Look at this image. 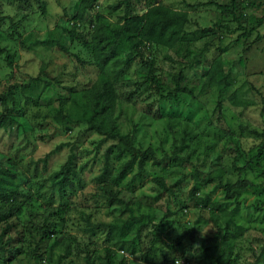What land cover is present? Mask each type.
Here are the masks:
<instances>
[{
	"label": "rangeland",
	"instance_id": "obj_1",
	"mask_svg": "<svg viewBox=\"0 0 264 264\" xmlns=\"http://www.w3.org/2000/svg\"><path fill=\"white\" fill-rule=\"evenodd\" d=\"M157 1L187 11V30H208L187 56L146 43L142 58L124 53L108 68L115 128L170 156L116 184L117 140L53 114L68 113L72 89L98 76L91 47L68 34L81 0H0V113L13 120L0 128V167L19 184L14 199L0 197V264H106V248L110 264H213L220 250L210 242L225 225L229 264H264V0H234L233 14L207 4L233 0ZM127 3L141 14L151 1L97 0L77 31L88 41L95 13L117 22ZM216 58L225 86L207 74ZM69 157L71 171L54 176ZM227 181L239 184L230 199Z\"/></svg>",
	"mask_w": 264,
	"mask_h": 264
},
{
	"label": "trees",
	"instance_id": "obj_2",
	"mask_svg": "<svg viewBox=\"0 0 264 264\" xmlns=\"http://www.w3.org/2000/svg\"><path fill=\"white\" fill-rule=\"evenodd\" d=\"M96 1L81 0L79 11L73 16V25L68 30V34L81 42L82 45L91 47L93 61L98 69L97 79L85 90L72 89L73 98L68 113H64L59 107L55 108L53 114L60 123L67 124L74 119L71 117H75L77 120L85 121L88 128L95 129L100 134L117 140L113 144V148L115 158L120 160V163L111 177L112 182L117 184L132 170L134 165L137 167L136 175H140L145 170L148 161L155 165H161L163 160L170 158V156L163 151V157L159 159L152 147L143 150L136 148L133 144V137L120 134L115 128L113 116L117 108L118 95L114 80L108 74V68L124 53H133L142 58V47L146 43L161 45L173 49L178 55L187 56L191 53V43L201 37L208 29L187 30L186 25L189 23L187 11L174 9L157 0H150V6L141 14L130 13L129 3H127L123 15L119 17L117 22H111L102 13H95L93 27L90 28L91 32L87 41L85 36L77 31V27L82 23L84 14L90 11ZM234 2V0L231 2V7L212 1L207 2V4L216 5L221 11L233 14ZM253 30V27L249 28L247 32L243 33V36L250 35ZM43 42L57 45L61 50L73 55L78 60L76 55L70 53L57 41L42 40ZM14 57V54L8 56V64L12 65ZM147 63L150 73H153V59H149ZM207 74L212 82L222 83L224 86L227 84V77L223 74L220 66V58L213 60ZM151 80L156 82L157 78L151 75ZM155 84L158 85V83ZM12 121V115L7 110L0 113V128L9 126ZM108 153L109 149L105 151L104 170H106L108 164ZM48 155L46 154V156ZM123 157H126V159L122 160ZM70 162L71 158L69 157L61 169L54 173V176L63 174V178L66 177V172L71 171ZM153 180L163 191L171 192L172 187L162 177H155ZM208 180H211V178H208ZM237 185L232 184L230 181L221 183L228 199L236 193L238 194L237 189H235ZM18 186L15 174L13 175L7 167H0V197L9 200L14 199V195L18 194ZM227 214H231V211H227ZM220 234L221 232L217 230L210 242L220 250L213 264H229L231 262V239L228 225H225L221 239H219ZM106 252V264H110L114 253L110 248H106ZM85 257L88 258V255H85ZM175 260L173 261L174 264ZM120 264H124L123 261Z\"/></svg>",
	"mask_w": 264,
	"mask_h": 264
},
{
	"label": "built area",
	"instance_id": "obj_3",
	"mask_svg": "<svg viewBox=\"0 0 264 264\" xmlns=\"http://www.w3.org/2000/svg\"><path fill=\"white\" fill-rule=\"evenodd\" d=\"M182 261L180 259L175 260V264H180Z\"/></svg>",
	"mask_w": 264,
	"mask_h": 264
}]
</instances>
